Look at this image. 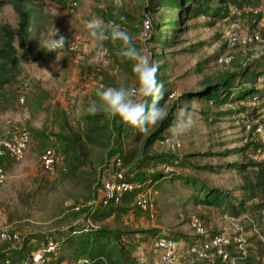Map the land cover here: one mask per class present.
<instances>
[{"label": "rangeland", "instance_id": "1", "mask_svg": "<svg viewBox=\"0 0 264 264\" xmlns=\"http://www.w3.org/2000/svg\"><path fill=\"white\" fill-rule=\"evenodd\" d=\"M59 1L62 5L36 1L28 51L18 53L20 74L0 88V140L14 127L26 129L31 137L20 159L0 158L6 176L0 185V230L22 239L15 244L0 241V255L39 242L60 243L71 230L103 227L118 233L129 264H138L139 251L147 252L149 264H155L157 236L181 242L173 264H264V143L254 132L264 122V44L245 42L252 34L264 39V0H181L180 10L160 7L161 0ZM109 12L131 16L132 21L121 26L132 36L133 46L158 64L156 78L164 84L161 104L168 116L140 132L119 118L97 113L100 146L85 145L84 166L72 171L63 139L84 145L87 119L94 116L86 109L98 101L97 90L129 86L134 79L132 61L117 55L121 43L106 40L93 47L84 28V21H105ZM145 21L151 24L146 37ZM2 24L16 28L18 18L0 2ZM53 27L68 41L78 36L83 52L67 53L57 61V54L41 50L38 40L50 36ZM100 48L109 52L106 67L92 62ZM226 87L232 91L223 102ZM181 107L191 115L192 125L172 152L160 141L169 136ZM49 148L57 159L52 172L40 161ZM116 159L126 178L149 191L152 210L140 209L132 195L102 218L109 208H100L101 182L111 175ZM193 186L220 191L231 207L197 205ZM191 216L203 221L209 236L240 234L241 249H230L231 259L225 263L217 257L196 258L188 252L197 241Z\"/></svg>", "mask_w": 264, "mask_h": 264}, {"label": "trees", "instance_id": "2", "mask_svg": "<svg viewBox=\"0 0 264 264\" xmlns=\"http://www.w3.org/2000/svg\"><path fill=\"white\" fill-rule=\"evenodd\" d=\"M36 1L37 0H0L1 3L9 5L18 18L16 28H12L7 24L0 25V88L8 84L11 78L17 77L20 74V60L22 57H20L18 53L19 50H23L24 52L28 51L31 22L37 13ZM49 1L62 5V2L59 0ZM254 1L256 4H259L262 0ZM159 6L176 10L182 8L181 0H161ZM120 17L124 18L123 22H121ZM105 21H115L122 25L125 22H131L132 18L126 13L115 14L109 12L106 15ZM164 41V39H156L157 43H164ZM104 45L109 48L107 43H104ZM107 48L105 49L107 50ZM107 53L109 60L108 50ZM25 58H27V56H25ZM211 91L206 93L209 94ZM231 91L232 87H226L223 94V102L228 100ZM87 120L84 145L79 141L63 139V153L72 171L84 166L83 159L87 156L85 145L90 147L100 146L97 139L99 137L98 131L100 130V121L97 115L88 117ZM165 123L169 124L168 121ZM193 187L195 188V203L197 205L217 208L231 207L227 198L220 191L205 188L198 190L195 186ZM132 195L135 194L125 195L119 205L112 204L106 207L100 205V208H109L106 215L103 213L104 216H102V218L107 217L113 209H117V207ZM98 220L101 219L98 218ZM119 239L118 233L103 227L90 228L85 231L83 229L80 231L71 230V233L66 234L60 243L57 242L61 246L62 254L57 260L52 261L50 264H129L128 258L119 244ZM47 242L49 241L39 242L38 245L32 247L29 245L27 247L22 246L11 250L4 255H0L1 262L3 264H21V262L27 260L36 249Z\"/></svg>", "mask_w": 264, "mask_h": 264}, {"label": "built area", "instance_id": "3", "mask_svg": "<svg viewBox=\"0 0 264 264\" xmlns=\"http://www.w3.org/2000/svg\"><path fill=\"white\" fill-rule=\"evenodd\" d=\"M73 11L72 8L70 10ZM261 28L264 32V11L261 19ZM59 33V30H58ZM151 33V24L148 21L143 23V36H147ZM60 35V33H59ZM59 38V36L54 37ZM234 44L235 38L231 37ZM69 42V46L66 45V51L69 54H79L83 52L84 46L82 40L78 36H74ZM246 43L249 44H264V39L260 34H252L246 37ZM74 45V49L72 48ZM104 54L97 57V53L94 55L97 66L106 67L109 64L108 53L105 48ZM146 52V51H145ZM53 55L55 52H51ZM59 53V50H58ZM230 58H228L229 60ZM25 96L19 97V102L24 103ZM255 102L259 104V100L255 98ZM256 103H253L254 105ZM255 135L258 140L264 143V122L259 123L254 129ZM167 137H164L160 141V145L169 149L172 152H176L180 148V143L175 141L172 144L165 143ZM31 140L30 134L26 129L20 127H14L11 132L3 139L0 140V158L8 157L10 159H20ZM41 166L47 172H52L57 164L56 155L53 149L49 148L41 156ZM114 168L111 171V175L103 177L101 182V196L100 205L103 207L109 205H119L125 195L135 194L137 204L143 211L152 210L153 204L150 200L149 191L146 190L143 183L133 180V178H126L125 175L119 170L122 167L120 159H116L113 164ZM6 180L4 170L0 165V185ZM190 226L195 234L197 241L193 246H189L188 252L194 254L198 259H205L207 257H217L222 263H225L231 259L230 249L237 246L241 249L243 243L240 234L226 235L217 234L209 236L205 229L203 221L197 216H191ZM232 226L235 231H240V227L234 223ZM21 236L18 233H11L6 230H0V241L7 243H19L21 242ZM182 244L170 237L163 236L157 237L153 242L154 262L156 264H173L179 256ZM210 254V255H209ZM61 255V248L59 243L49 241L42 244L36 249L27 260L21 262V264H50L52 261L57 260ZM138 264H149L147 252L139 251L137 254Z\"/></svg>", "mask_w": 264, "mask_h": 264}, {"label": "clouds", "instance_id": "4", "mask_svg": "<svg viewBox=\"0 0 264 264\" xmlns=\"http://www.w3.org/2000/svg\"><path fill=\"white\" fill-rule=\"evenodd\" d=\"M121 22L124 21L120 17ZM84 28L88 37L96 47L98 42L111 40L113 43L120 42L121 48L117 55L121 58L132 61V73L134 79L129 86L107 87L97 90L98 101L90 102L86 111L90 115L104 113L109 118H119V120L140 132H147L168 116L166 106L161 104L164 98V84L157 81L159 66L152 61L150 56L138 51L132 43L130 33L122 28L121 23L109 21L105 23L102 18L93 17L84 21ZM59 36V38H54ZM39 48L46 52H55L56 60L67 54L66 45L68 40L59 35L54 29L50 36H42L38 40ZM74 49V45H72ZM59 50V54H58ZM104 49L100 48L97 57L104 54ZM96 58H93V63ZM35 65V64H34ZM36 66V65H35ZM37 67V66H36ZM47 77L52 78L47 70H41ZM147 98H151V103H147ZM192 118L183 107L177 109L175 118L167 130L169 136L164 141L172 144L191 127Z\"/></svg>", "mask_w": 264, "mask_h": 264}]
</instances>
